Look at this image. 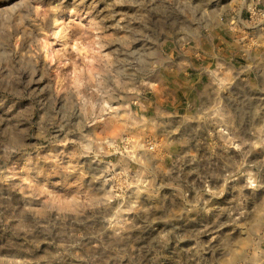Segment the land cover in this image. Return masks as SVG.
<instances>
[{"label": "rangeland", "instance_id": "1", "mask_svg": "<svg viewBox=\"0 0 264 264\" xmlns=\"http://www.w3.org/2000/svg\"><path fill=\"white\" fill-rule=\"evenodd\" d=\"M235 24L264 0H0V264H264V91L185 85Z\"/></svg>", "mask_w": 264, "mask_h": 264}, {"label": "crops", "instance_id": "2", "mask_svg": "<svg viewBox=\"0 0 264 264\" xmlns=\"http://www.w3.org/2000/svg\"><path fill=\"white\" fill-rule=\"evenodd\" d=\"M243 33L238 24H235L233 32H227L218 37L217 54L211 53L212 50L209 49L208 55L202 53L200 62L193 58L192 63L186 60L189 71L185 84L187 94H192V98L194 97L199 80L203 85L208 82L209 87H217L220 98L217 108L224 117L218 121V124H255L251 116L246 121L242 119L241 114L243 108L248 111L249 115H252V112L254 114L257 110L258 96L264 91V86L260 85L264 81V34L256 31L250 32V35ZM194 67L199 68L200 73L195 72ZM243 83L247 86L242 88ZM245 92L248 95H244L246 99L243 100L242 93ZM191 104L186 105L187 110L194 111L200 108V105L195 102ZM208 109L211 111V107ZM189 114L193 113L189 112Z\"/></svg>", "mask_w": 264, "mask_h": 264}]
</instances>
